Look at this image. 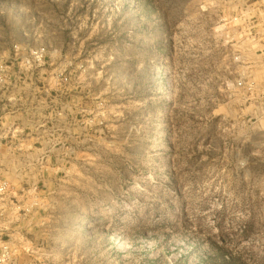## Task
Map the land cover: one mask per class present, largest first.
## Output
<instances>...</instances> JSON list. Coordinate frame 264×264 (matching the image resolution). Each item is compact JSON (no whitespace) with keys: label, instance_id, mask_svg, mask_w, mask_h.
I'll use <instances>...</instances> for the list:
<instances>
[{"label":"rangeland","instance_id":"1","mask_svg":"<svg viewBox=\"0 0 264 264\" xmlns=\"http://www.w3.org/2000/svg\"><path fill=\"white\" fill-rule=\"evenodd\" d=\"M0 264H264V0H0Z\"/></svg>","mask_w":264,"mask_h":264}]
</instances>
